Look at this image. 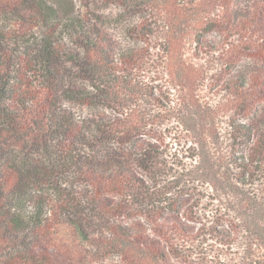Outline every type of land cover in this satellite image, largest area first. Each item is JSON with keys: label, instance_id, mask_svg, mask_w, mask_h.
I'll list each match as a JSON object with an SVG mask.
<instances>
[{"label": "trees", "instance_id": "16d2710c", "mask_svg": "<svg viewBox=\"0 0 264 264\" xmlns=\"http://www.w3.org/2000/svg\"><path fill=\"white\" fill-rule=\"evenodd\" d=\"M104 1L149 12L125 28L136 42H122L100 24L111 20H93L63 0H0V16L9 17L0 28V264H94L96 258L67 237L68 228L83 242L117 247L124 264H187L180 244L209 237L216 245L204 264H264V188L254 187L264 178V43L258 41L264 0H189L217 10L205 16L203 34L194 38L201 51H222L236 34L253 38L234 52L222 82L223 91L237 96L240 117L230 122L227 165L211 162L202 174L218 178L224 194L231 191L228 210L213 220L192 209L155 218L146 206L156 203L167 174L161 146L145 138L156 119L145 106L160 101L142 80L159 32L152 19L163 12L174 22L164 55L172 63L177 8L185 0ZM40 25L43 32L36 30ZM215 30L223 40L206 37ZM251 52L258 58L255 69L239 68ZM24 64L39 70L36 86L21 76ZM63 100L99 112L79 119ZM114 193L125 200L104 204ZM138 208L150 228L118 222L120 213Z\"/></svg>", "mask_w": 264, "mask_h": 264}, {"label": "rangeland", "instance_id": "374dc122", "mask_svg": "<svg viewBox=\"0 0 264 264\" xmlns=\"http://www.w3.org/2000/svg\"><path fill=\"white\" fill-rule=\"evenodd\" d=\"M63 1L69 2L77 13L88 15L93 20L96 16L111 20L110 23L100 24L126 43L136 42V36L126 33L127 24L149 18V12H130L120 5L104 0ZM196 3L195 7L189 0L178 4V34L177 37L173 35L171 38L173 40L177 38L178 50L172 63L166 62L164 55H167L166 48L169 42L166 31L171 29L170 25L174 22L163 12L156 14V20L152 19L153 27L159 32L150 43L153 58L143 72L142 80L143 87L153 92L160 101L145 106L156 116L145 138L161 146L163 150L161 162L167 171L156 203L146 205L153 211L155 218L179 217L185 210L192 209L193 212L196 210L203 220H213L216 215L228 210L226 206L229 201L226 198L231 191L228 190L229 193L224 194L218 178L214 175L206 178L202 174L206 167L210 168L211 162L215 161L220 167L227 165V155L232 151L230 122L240 116L237 96L228 90L223 91L222 82L231 74L230 70L234 64L231 58L234 52L242 51L244 46L253 42L251 41L253 38L247 34H236L229 37L224 45L222 42L224 46L222 51H201L194 38L197 33L203 34L200 26L205 25L203 21L206 19L205 16L214 15L217 10L208 11L203 8L202 1ZM8 19V16H0V28L9 24ZM44 29L42 25L36 27V30L42 32ZM206 37L216 42L223 40L222 32L219 30L211 31ZM258 41L264 43V34L259 36ZM192 52H196L197 57H193ZM180 63L184 64L183 70L177 71L175 67L179 68ZM257 64L258 58L251 52L243 56L239 68L245 71L254 70ZM259 64L264 65L262 62ZM38 75L39 70L36 67L24 64L21 76L32 82V86L38 84ZM79 81L81 84L87 83L83 79ZM63 105L79 119H89L99 112L75 101L63 100ZM237 171L238 169L234 168L232 172ZM254 187L264 188V178L257 180ZM80 188L78 189L86 192L83 187ZM115 194L107 195L104 204L117 206L125 200L124 195ZM144 211L138 208L120 213L118 222L126 225L141 224L148 229L150 220L144 215ZM107 216L113 218L115 215ZM65 232L67 237L76 243L75 247L80 245L96 258L94 264L125 263L124 254L117 247L83 242L81 236L71 228ZM214 242L215 239L210 237L184 242L180 244L182 258L188 259L187 264H204L210 258L209 249L216 245Z\"/></svg>", "mask_w": 264, "mask_h": 264}]
</instances>
